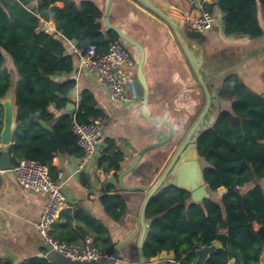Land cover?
I'll return each instance as SVG.
<instances>
[{
	"label": "crops",
	"instance_id": "obj_1",
	"mask_svg": "<svg viewBox=\"0 0 264 264\" xmlns=\"http://www.w3.org/2000/svg\"><path fill=\"white\" fill-rule=\"evenodd\" d=\"M72 1L78 6L85 1L93 3L101 12L99 23L103 35L110 39L109 32L112 31L117 35V41L128 51L132 65L126 67L125 71L128 78L127 93L131 101L126 104L114 101L94 77L80 69L78 56L74 52V49L80 50L77 42L62 38L53 18L40 20L37 31L45 28L46 33L60 36L66 44L65 55L73 54L75 59L71 73L57 76L59 80L72 78L76 82L75 88L67 96L69 108L66 105L64 109L56 110L50 106L49 111L55 117L64 114L74 116L79 109L82 94L86 92L93 97L96 109L102 112L105 119L103 132L97 143L96 157L82 171L78 170L80 156L57 155L53 158V174L55 180L63 184L67 205L53 223L50 234L69 244L91 241L98 248L113 253L118 247L114 264H194L196 259L187 262L184 260L185 255L180 260L162 259L168 254L166 252L150 259L145 258L143 245L150 220L146 219L145 212L143 229L141 210L147 195L158 184L179 151L180 144L201 116L206 106L203 88L182 49L174 27L143 2L112 0L109 5V0ZM142 1L151 3L159 12L173 18L181 28L179 33L184 42L202 56L204 62L200 73L208 90L215 93L219 100V107L215 109L216 119L221 109L230 106L227 101L217 97L219 87L229 75H238L253 92L264 94V35L255 39L225 35L222 13L215 5V0ZM205 4L210 6L214 22L208 30L201 33V43L191 39L190 33L193 32L188 27V21L200 12H209ZM54 5L59 8L64 6L62 1H56ZM260 23L264 30L261 15ZM108 25L129 37L137 46L122 40ZM167 125L174 130L173 140L145 152L135 168L123 177L126 187H144L145 190L142 194L123 191L118 182L119 174L133 164L138 153L157 145L169 135ZM15 128L16 122L13 133ZM107 141L114 144V153L122 157L116 174L112 169H105L104 164H99L105 154ZM2 147L5 145L0 142V148ZM10 156L12 159V154ZM199 160L204 166L203 159L200 157ZM15 163L11 162V168ZM174 180V177H167L159 189L174 186ZM260 184L264 186V182ZM108 186L114 188L109 190ZM252 187L253 184H248L243 193ZM114 194L120 195L126 204V211L120 218H114L113 214L106 212L101 203L103 195ZM140 195H143V200L139 198ZM47 200L45 194L21 187L11 170L2 174L0 264H109V261H71L51 249L36 229ZM190 202L194 203L191 198ZM214 244H219L221 248L220 243ZM228 264H235V259H230ZM259 264H264V254Z\"/></svg>",
	"mask_w": 264,
	"mask_h": 264
},
{
	"label": "trees",
	"instance_id": "obj_2",
	"mask_svg": "<svg viewBox=\"0 0 264 264\" xmlns=\"http://www.w3.org/2000/svg\"><path fill=\"white\" fill-rule=\"evenodd\" d=\"M56 1L64 6L57 7ZM222 13L223 32L227 36L260 38L264 35V0H215ZM211 12L209 5L205 4ZM53 18L62 38L77 42L83 52L90 47L101 55L118 37L112 31L107 39L99 20L100 10L91 2L79 6L72 0H0V99L12 81L16 107V128L9 147L12 164L21 158L44 165L52 179L55 156H81L71 131L73 120L88 123L102 118L96 102L86 92L77 113L55 117L53 106L62 110L75 88L74 79L57 76L71 73L74 55H65L66 44L56 34L37 31L40 20ZM190 37L203 42L202 34ZM220 100L230 106L221 109L215 123L202 132L196 143L203 159V178L210 193L201 203L190 202V194L175 186L160 188L149 201L146 219L149 229L143 245L145 258L161 252H173L176 260L192 262L194 251L218 242L205 264H259L264 254V94L246 86L238 75L226 77L217 91ZM105 121V119H104ZM42 124H45L43 126ZM3 107L0 105V132ZM122 157L107 141L99 161L116 174ZM253 184L247 192L236 187ZM108 186V189H113ZM219 188L225 193L217 195ZM133 194H142L135 192ZM144 199L143 195L139 196ZM106 212L120 218L126 204L120 195H103ZM257 226V228H255ZM221 231V232H220Z\"/></svg>",
	"mask_w": 264,
	"mask_h": 264
},
{
	"label": "built area",
	"instance_id": "obj_3",
	"mask_svg": "<svg viewBox=\"0 0 264 264\" xmlns=\"http://www.w3.org/2000/svg\"><path fill=\"white\" fill-rule=\"evenodd\" d=\"M213 22V15L203 11L189 19L188 27L191 32L201 34L208 30ZM42 30L47 32L45 28ZM74 52L78 56L80 69L94 77L108 91L114 101L122 104L131 101L127 93L128 78L125 68L132 65V60L121 42H110L108 50L101 55H97L93 47L84 52L74 49ZM104 122L102 118L88 123H78L73 120L71 131L75 137L76 145L81 151L79 171H82L87 164L95 159L97 143L101 138ZM11 171L21 187L47 196V204L36 224V229L39 236L52 250L79 263L114 259L113 252L100 249L91 241L82 244H69L51 236V227L61 210L66 207L67 196L63 184L52 179L44 165L34 159L21 158L12 166ZM2 174L3 171L0 169V180ZM245 186L247 185L236 188L243 192ZM218 191H221L220 195L225 193L224 188H219Z\"/></svg>",
	"mask_w": 264,
	"mask_h": 264
},
{
	"label": "water",
	"instance_id": "obj_4",
	"mask_svg": "<svg viewBox=\"0 0 264 264\" xmlns=\"http://www.w3.org/2000/svg\"><path fill=\"white\" fill-rule=\"evenodd\" d=\"M143 2L146 6H148L150 9H152L154 12H156L159 16H161L163 19L167 20L171 25L174 27L176 35L180 41V44L182 46V49L188 58L193 71L196 75V78L203 88V91L206 96V106L203 109L201 116L199 117L198 121L193 125V127L190 129L188 134L186 135L185 139L182 141L179 147V151L175 154L173 159L171 160V163L167 170L162 175L160 181L158 184L152 189V191L147 195L143 207L141 210V225L144 229L145 226L143 224L146 207L155 194V192L159 189L162 182L167 178L174 177V183L172 185L176 186L179 189L185 190L190 194L191 200L199 204L201 203L205 198H209L210 193L208 191L207 185L205 184L204 178H203V170L200 163V157L197 153L196 147V141L199 137V135L204 132L205 130L209 129L216 120V112L215 109L219 107V100L216 98L215 93H211L208 90L207 84L205 80L203 79L200 69L204 62L201 55L197 54L195 49L193 47H189L184 40L182 39L180 33H179V25L175 24V20L173 18L171 19L169 16L165 15L162 12H159L154 5L151 3H148L147 1L144 2L142 0H139ZM112 0H109V5H111ZM112 28L120 38L124 41H126L129 44L135 45L129 37L125 36L122 32L119 30ZM137 46V45H135ZM140 76V74H139ZM144 86V82L142 81L141 86ZM142 86V87H143ZM143 103H145L143 101ZM0 105L3 107V125L2 130L0 133V142L1 144L5 145V147L0 148V169L3 171V174L9 172L11 170V156L9 152V146L12 144V138H13V125L16 122V107H15V99H14V82L12 81L11 87L9 88V91L5 95L4 98L0 99ZM69 108V105H67ZM169 128V135L160 143L157 145L151 146L140 153L135 157V160L133 164L128 167L126 170L122 171L118 176V182L120 184V188L123 191L126 192H142L145 190L144 187H126L123 183V177H125L128 173H130L135 166L137 165L138 161L140 160L141 156L154 148L162 147L166 145L167 143L171 142L174 138V130L170 125H167ZM127 242V241H126ZM114 250V259L117 257V249ZM220 248L219 244H214L211 246H202L194 251L195 256V262L194 264H205L207 260L209 259L210 255L217 249ZM174 259L175 255L173 252H169L167 255H164L162 259L168 260V259ZM114 259L110 260L109 264H114ZM185 264V263H183Z\"/></svg>",
	"mask_w": 264,
	"mask_h": 264
},
{
	"label": "rangeland",
	"instance_id": "obj_5",
	"mask_svg": "<svg viewBox=\"0 0 264 264\" xmlns=\"http://www.w3.org/2000/svg\"><path fill=\"white\" fill-rule=\"evenodd\" d=\"M201 166H203V164H201ZM203 169V168H202ZM263 184V182H261ZM221 191L217 192V195H220Z\"/></svg>",
	"mask_w": 264,
	"mask_h": 264
}]
</instances>
